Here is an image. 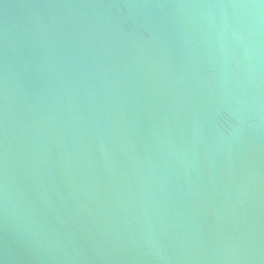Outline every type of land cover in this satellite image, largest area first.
<instances>
[{
  "label": "water",
  "instance_id": "water-1",
  "mask_svg": "<svg viewBox=\"0 0 264 264\" xmlns=\"http://www.w3.org/2000/svg\"><path fill=\"white\" fill-rule=\"evenodd\" d=\"M0 264H264V0H0Z\"/></svg>",
  "mask_w": 264,
  "mask_h": 264
}]
</instances>
